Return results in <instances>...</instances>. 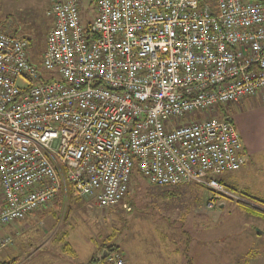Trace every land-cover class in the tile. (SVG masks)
Instances as JSON below:
<instances>
[{
	"label": "built area",
	"instance_id": "1",
	"mask_svg": "<svg viewBox=\"0 0 264 264\" xmlns=\"http://www.w3.org/2000/svg\"><path fill=\"white\" fill-rule=\"evenodd\" d=\"M94 4L83 22L80 0H48L39 64L26 37L0 30V227L66 182L98 207L117 204L134 171L150 185H202L208 206L237 198L218 179L242 166L241 139L215 108L264 104L262 0ZM104 263L127 264L118 248Z\"/></svg>",
	"mask_w": 264,
	"mask_h": 264
},
{
	"label": "rangeland",
	"instance_id": "2",
	"mask_svg": "<svg viewBox=\"0 0 264 264\" xmlns=\"http://www.w3.org/2000/svg\"><path fill=\"white\" fill-rule=\"evenodd\" d=\"M211 7H215V0ZM46 8L47 0H0V30L24 33L31 40V54L41 52L52 20ZM80 10L83 22L95 16L92 0H80ZM221 107L251 151L241 168L222 177L229 186H235L236 196L249 189L264 197V104L256 95ZM219 109L215 108L221 117ZM193 115L203 117L202 112ZM210 196V190L197 183L152 187L134 172L119 203L98 207L94 197H84L91 200L94 233H102L103 238L106 235V243L116 246L127 264H153L156 254L171 255L173 248L186 251L185 264H264V218L250 215L235 197L227 195L208 206ZM58 218H49L47 223L36 218L31 223L26 217L1 226L0 236L10 235L12 239L0 249V261L16 259V264H31L28 258L35 252H58L56 238L51 239L61 232ZM78 229L87 227L80 223ZM49 231L56 234L49 235Z\"/></svg>",
	"mask_w": 264,
	"mask_h": 264
},
{
	"label": "crops",
	"instance_id": "3",
	"mask_svg": "<svg viewBox=\"0 0 264 264\" xmlns=\"http://www.w3.org/2000/svg\"><path fill=\"white\" fill-rule=\"evenodd\" d=\"M47 8L45 10V13L47 11ZM51 25L52 20L48 29L51 27ZM226 114V117H230V120L232 121L231 116H229L227 112ZM240 139L242 146V154L244 156V162L242 164L243 166L246 162V155L249 152L251 153V151L247 149L246 143H242L243 141L241 136ZM256 148H259V146H256ZM245 191L264 199V197L257 195V193L249 189H245ZM89 199L90 197L77 196L74 193L73 188L69 186L68 183H62V186L59 189L58 193L49 203L26 216L27 218H31L29 219L31 223L36 218H39L43 223H47L49 222V218L51 219L59 217L58 219H60V223H57L62 227L61 232L57 237L54 236L56 234V231L47 232L49 233V235L54 236L51 237V239L54 240L56 238L58 242L57 248H59V251L54 253L49 252L42 255H39L37 254L38 252H35L30 258H28L31 259V264H86L92 256H99V254L103 252L105 247L109 244L106 243V235L103 238L102 233H99L98 231L97 233H94V231H96L94 230L92 225V222L94 221V214L91 213V200ZM80 223H83L87 227V229H78ZM48 241H50V238ZM162 243L170 244V242L165 241H163ZM82 250H88V253L82 254ZM172 254H174L175 256H171ZM172 254L164 255L158 253L153 257L152 262L153 264L186 263V257H184L182 250H177L176 248H173ZM99 261H94L91 264H99ZM128 264L133 263L129 262Z\"/></svg>",
	"mask_w": 264,
	"mask_h": 264
},
{
	"label": "trees",
	"instance_id": "4",
	"mask_svg": "<svg viewBox=\"0 0 264 264\" xmlns=\"http://www.w3.org/2000/svg\"><path fill=\"white\" fill-rule=\"evenodd\" d=\"M93 3L95 2V0H92ZM204 1H207L209 2L210 5H213V1L214 0H204ZM262 2L264 3V0H262ZM20 36H23V37H26L28 40H29V52H30V59L33 63L35 64H39V61H40V51H38L36 54H31V51H30V47H31V40L30 38L21 33L19 34ZM219 113H221V116H227L225 110L222 109V107L220 106V109H219ZM136 172V171H134ZM133 172V174H134ZM132 174V175H133ZM226 188L227 190H229L230 192H234L235 191V187L233 186H229L227 183H225V181L222 179V177H219L218 179ZM69 186H71L69 183H68ZM152 187H157V188H167L169 186H156V185H151ZM226 197V196H225ZM227 198H230V197H227ZM236 200L240 203L241 207L244 208V210L246 212H248L250 215H253V216H256V217H261V218H264V199L261 198V197H258V196H255L253 194H250L249 192H246V191H242L241 192V195L237 196ZM111 248H116V246L114 245H107L105 247L106 250H109ZM100 255V254H99ZM183 255L184 257H186V260H187V254H186V251L184 250L183 252ZM104 261V258H101L100 256H92L90 258V260L86 263V264H91L92 262H97V261ZM16 259H10V260H3V261H0V264H16Z\"/></svg>",
	"mask_w": 264,
	"mask_h": 264
},
{
	"label": "water",
	"instance_id": "5",
	"mask_svg": "<svg viewBox=\"0 0 264 264\" xmlns=\"http://www.w3.org/2000/svg\"><path fill=\"white\" fill-rule=\"evenodd\" d=\"M226 119H227V120H230V117H226ZM107 252H108V251H107L106 249H104L103 252L100 253L99 256H100L101 258H104V257L106 256Z\"/></svg>",
	"mask_w": 264,
	"mask_h": 264
}]
</instances>
